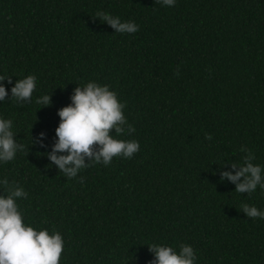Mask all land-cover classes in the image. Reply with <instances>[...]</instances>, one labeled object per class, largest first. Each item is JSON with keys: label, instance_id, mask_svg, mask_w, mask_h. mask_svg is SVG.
<instances>
[{"label": "trees", "instance_id": "16d2710c", "mask_svg": "<svg viewBox=\"0 0 264 264\" xmlns=\"http://www.w3.org/2000/svg\"><path fill=\"white\" fill-rule=\"evenodd\" d=\"M98 11L139 30L116 33ZM0 75L12 77L0 119L25 146L0 162V181L27 192L16 199L26 226L62 235L59 264H148L151 244L190 245L194 264H264V219L239 210L264 211V189L220 180L244 163L241 146L264 169V0H0ZM28 75L32 99L16 101ZM88 82L126 104L135 132L110 135L140 149L68 179L46 153L58 110ZM44 95L50 106L36 103ZM41 132L44 146L32 142Z\"/></svg>", "mask_w": 264, "mask_h": 264}, {"label": "clouds", "instance_id": "9594fccd", "mask_svg": "<svg viewBox=\"0 0 264 264\" xmlns=\"http://www.w3.org/2000/svg\"><path fill=\"white\" fill-rule=\"evenodd\" d=\"M155 2L175 6L176 0ZM92 18H99L116 33L131 34L139 30V25L134 22H121L118 16L114 17L103 11H98ZM5 80L11 84L12 77L0 75V101L9 98L2 83ZM36 87V77L28 75L15 82L10 97L21 102L31 101ZM36 103L42 107L50 106L51 95L38 98ZM125 107L126 104L119 101L117 93L110 90L108 85L101 86L96 82H88L84 87L78 85L73 90L71 103L58 110L60 122L55 129V143L51 151L46 153L51 164H55L59 172L72 179L77 177L79 171L93 164L108 166L114 157L121 156L131 159L140 149L139 142L116 139L110 135L113 131L117 136L135 132L134 126L127 123L123 113ZM11 129V120L0 119V162L12 161L18 151H24L25 146L17 143ZM44 137L45 133L41 132L37 140L32 142H39L44 146ZM211 138L210 134H206V139ZM240 151L247 153L243 157L244 163H231L234 171H221L220 180L231 181L235 184V191L241 194H251L257 186L264 189V169L252 162L255 159L254 153L243 146ZM83 179L80 177L81 182ZM0 183L7 193L0 195V264H59L64 245L62 235L58 231L50 235L46 229L37 231L32 226H26L16 199H26L27 192L15 185V182L10 185L7 178ZM239 210L248 218L264 219V211L255 206L242 204ZM148 249L154 257L148 264H194L196 260L193 247L186 244L180 245L179 253L172 247L157 244L148 245Z\"/></svg>", "mask_w": 264, "mask_h": 264}]
</instances>
